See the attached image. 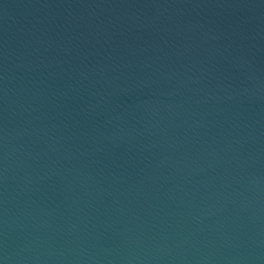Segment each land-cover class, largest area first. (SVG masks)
I'll return each instance as SVG.
<instances>
[{"label":"water","instance_id":"obj_1","mask_svg":"<svg viewBox=\"0 0 264 264\" xmlns=\"http://www.w3.org/2000/svg\"><path fill=\"white\" fill-rule=\"evenodd\" d=\"M0 264H264V0H0Z\"/></svg>","mask_w":264,"mask_h":264}]
</instances>
